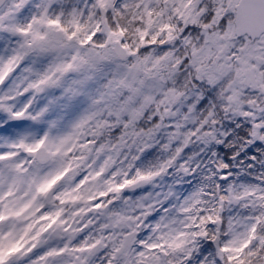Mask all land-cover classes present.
Listing matches in <instances>:
<instances>
[{"label":"snow or ice","instance_id":"snow-or-ice-1","mask_svg":"<svg viewBox=\"0 0 264 264\" xmlns=\"http://www.w3.org/2000/svg\"><path fill=\"white\" fill-rule=\"evenodd\" d=\"M0 264H264V0H0Z\"/></svg>","mask_w":264,"mask_h":264},{"label":"rangeland","instance_id":"rangeland-1","mask_svg":"<svg viewBox=\"0 0 264 264\" xmlns=\"http://www.w3.org/2000/svg\"><path fill=\"white\" fill-rule=\"evenodd\" d=\"M64 103H65L64 101H58L57 102L58 105H62ZM74 104H75L76 108L83 107V105L79 101L74 102ZM65 111H67V110H65ZM189 180H192V177H189ZM195 180H197V179H195ZM170 183H173V180H172L171 176H166L162 180L157 181L158 187L152 188L151 186H145L142 189H138L134 193V195H139L142 192H146V191H153V192L167 191L168 190V184H170ZM193 184H195V183L193 182ZM193 188H194V185L191 186V187L190 186L187 187L183 183L174 184V191L181 198L184 195H187L190 191H192Z\"/></svg>","mask_w":264,"mask_h":264},{"label":"trees","instance_id":"trees-1","mask_svg":"<svg viewBox=\"0 0 264 264\" xmlns=\"http://www.w3.org/2000/svg\"><path fill=\"white\" fill-rule=\"evenodd\" d=\"M189 152L191 151V150H188ZM188 154V152H186V155ZM159 155V153L155 150V149H152V150H150L148 153H147V155L143 158V160L142 161H140L139 163L140 164H147L148 162H155V158L157 157ZM203 159H207V157H203ZM196 178H194V177H192V180H189V177H186L185 179H184V181L183 182H181V183H183L185 186H195L197 183H198V180H195ZM195 183V184H193V182Z\"/></svg>","mask_w":264,"mask_h":264},{"label":"water","instance_id":"water-1","mask_svg":"<svg viewBox=\"0 0 264 264\" xmlns=\"http://www.w3.org/2000/svg\"><path fill=\"white\" fill-rule=\"evenodd\" d=\"M138 190V189H137Z\"/></svg>","mask_w":264,"mask_h":264}]
</instances>
